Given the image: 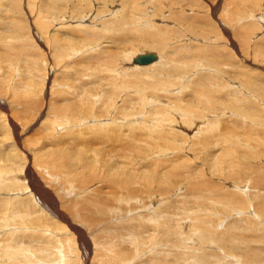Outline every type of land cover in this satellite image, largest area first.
<instances>
[{
  "label": "bare ground",
  "instance_id": "obj_1",
  "mask_svg": "<svg viewBox=\"0 0 264 264\" xmlns=\"http://www.w3.org/2000/svg\"><path fill=\"white\" fill-rule=\"evenodd\" d=\"M98 4L102 5L99 6ZM93 5H97L96 11L94 9L95 6ZM4 6L6 9L2 8ZM92 8L94 11H92ZM83 9L86 12H83ZM86 9L91 11H87ZM0 10H5V16L8 15L7 17H9L8 20L6 18V21H10L11 25L12 23L14 24L13 31L15 32L8 34L6 31L7 34H5V31L1 30L0 41H7V43L10 44L9 46L25 51L24 53L27 54L26 56H29L30 52L24 49L27 47V45L23 44L25 39L28 40L29 37L21 35L20 32L21 30L24 31V28H30V30H25V32L29 31L33 34H36L34 35L36 38L35 41L37 48H43L45 51L50 50L52 54H54L57 64L53 66L54 63L51 60L49 62L45 56L40 57V59L37 57H30L33 61L36 62L38 60L42 64V68L40 69L41 71L37 73L38 83L34 89H32L33 87H31L32 85L30 83L27 84L24 81L18 80L19 74L22 73H19L21 67L18 68V64L17 66H14L15 64H12L13 60L9 62L7 60L8 57L6 58L4 64L11 65L15 71L8 70L10 74L8 73V77H5L3 81L8 83V89L11 91L13 97L15 96L18 98L19 95L22 96L23 94L25 99V96H27V98L23 100L25 101L24 103H22V100L20 101V98L23 99V96L18 100L14 99L13 105L12 103L7 104L5 100L0 97V127L3 129L2 134H5L7 138H13L12 133L15 134L18 131L17 121L19 120L15 119L12 113V110H14L12 108L18 104L19 106L17 107L21 108L22 110H27L25 113H28L32 109L33 113H31L32 115L30 116L32 119L35 116V119H33V125L40 123L43 126H48L52 136H57V132L61 134L70 132L73 130V127L78 126L79 124H84L87 121V117H93L95 120V122H92L93 129L96 127V129L98 128L99 130H97L95 133L96 138L104 136L106 129L107 132L109 131L108 136H110V134L115 130L123 131V123L120 124L118 122H113L117 120L113 117L110 119L111 122H103L102 120H105L102 118L104 115L102 117L100 116L96 118V112L98 109H101L103 112H106L107 115H111V111L115 108L116 103L118 101H122V104L124 105L122 106L124 108L120 107V110L122 111L123 109L124 111V109H126V115L134 110L137 111L136 113L140 111L142 112L144 110L145 112L151 111L154 113V115L151 116L152 119H150L149 122H145L146 120L143 121L141 119L138 120V118L136 119L133 117L136 122L134 123L131 121L129 123L130 127H127V129L131 128L128 129L132 134L131 137L134 139L145 140L146 138L149 139L152 137L154 140L163 139L164 141L171 135L173 137V143L180 145L175 149H179V151H188V149L194 151L195 148H204L205 144L201 143L197 147L185 148L187 144L183 140L179 139L181 136L179 132L174 130V128L169 129L172 128L168 126L170 122L167 124V122H164L163 120H169L171 115L176 114L179 116V126L184 127L187 130L186 133H191L190 135H192L194 138L195 136L201 137L202 135L203 140H207V138L210 140L217 134L216 128L218 127H214L215 125L213 122H211V119H208L206 122L203 121L204 124L202 125L194 123V126L192 125V127L189 126L191 124H187V122H190L191 120L193 121L195 114L197 115L198 113H203L205 115V113L214 112L212 110L213 107L218 108L219 106L227 104L231 105L230 107L237 108L234 112H238L237 116H239L237 118L233 117L234 119L232 122L226 126V130L228 132L227 136L229 135L227 150L232 148L233 143H242L244 141V139H242L244 135H240L239 131H242L249 136H251L250 133L254 134L252 139L250 138L251 141L248 142V146L245 145L246 143L244 144V148H256L259 151L260 148L262 149V142L259 140V137L260 134L264 133V121L261 120L260 116L264 113V108L262 109L250 101L248 94H244L245 92L242 89L246 84L252 86V88L255 89L261 87V84H258L257 82L258 79L256 81L257 76L255 75L254 77L243 65V63H250V61H247L248 57L245 58L246 55L249 56L250 49L256 50L254 53L255 55L253 54L254 56H257L258 54L261 55L263 53L264 57V47L261 49L260 45L257 43L253 44L252 47L250 46L251 43L262 38V41H264V0H73L72 2H70V0H0ZM224 18L230 23L231 28H228L227 24L223 25L225 23ZM1 19L2 18H0V24L3 23V21L1 22ZM195 24H200L199 26L204 24L206 26L202 27L206 28L204 30L203 28L198 30L196 28L197 25L195 26ZM33 27L35 28V31ZM78 32L81 34L75 35ZM201 32L203 33L201 34ZM203 35L211 41H216L219 39H224L226 41V38L229 39L230 42L227 43H232V45L235 46L234 52L236 49V53L232 55V49V52L227 51L228 45H226L224 42V44H221V46L219 43L217 45L216 42L210 44L209 42L211 41L205 37H202ZM76 36L79 37L77 40H74ZM87 36H90L91 38L88 39ZM105 37L106 41L107 38L113 39V41L115 40L114 42H117L118 45H115L112 43V41L110 44H104L105 42L103 39ZM235 37L239 38L240 42L237 41L238 44L234 42ZM192 38L197 40L199 38L201 39L197 41ZM92 40L94 41L93 44ZM250 40H252V42ZM172 41L175 42V44L170 45ZM104 45H107L106 48L110 50V54L104 49ZM142 46H148L153 49L155 48L154 50L156 51H144V47L141 49ZM17 49L15 51H17ZM102 49L104 50L103 54L105 52L104 55L109 56L113 61H109L110 64L105 65L103 70L100 69L95 71L94 69V71H91L93 73V76H90L92 78L91 80L84 79L83 76L87 72H82L81 74L79 70L80 67L77 66L79 71H73V66H75V62L77 61V59L74 57L79 58L80 56H84L87 59V57L90 58V56H95L97 54V58L101 60L100 58H102ZM218 49L230 52L226 55H229V57L231 56V60L236 59L240 62V66L243 67V70H233L237 73L239 71L243 73L241 77L244 79V81L242 80L241 82L235 84V86H233L231 89H229L230 87H227V89L224 90L226 86H230L231 84H228V78H225L226 81H224V77L228 76V74L224 69H222V67H217L218 69L215 72H212L211 75H207L206 73L196 75V72V77L194 76V79H192L189 84L193 85V88L195 87L193 90V96L197 102H186V104L184 102L182 104L180 103L182 101H180L179 106L181 105V107L185 108L186 110L177 109L175 106L171 107V104L166 102L169 98H164L167 96V94L162 95L165 93L163 92L165 88L167 87L168 90H171L167 92L171 94V96L173 94L175 95V92L178 91L175 88L180 86L178 85L180 82H185V79L187 78L184 73L188 72L189 69L192 71L193 69L195 70L202 66L206 67L208 63L206 62L207 64H204V62L200 61L201 56L204 57L203 54H206V51H212L211 57L217 58L220 55L219 53L217 56V51H219ZM143 54H152L154 58L146 63H137L134 61L138 55ZM115 56L125 57L127 61L123 62L121 58L115 60ZM233 56L236 58H233ZM62 61L65 62L64 65H61ZM215 62L216 61L214 59L212 63ZM99 63H101V61ZM235 64H232L231 66L234 67ZM0 65L2 66V64ZM59 67L61 68L60 71H58ZM258 67L257 69L260 68ZM148 69H151V71H148ZM37 70L39 69L37 68ZM3 73L5 74V72ZM3 73L0 74V76L3 75ZM212 78L218 80L217 83L220 85L214 86L215 88L210 86L209 80ZM78 80L80 82L79 85L74 84V82H78ZM95 81L97 83H95ZM45 83L47 84L46 98L48 97L45 104L40 98H32V96L27 95H32L34 92H36L37 95H40V93L43 91ZM189 84L187 85L189 86ZM57 87L59 89L58 91H56ZM159 88L164 90L162 91ZM173 89L176 91H172ZM214 89L217 91L223 89L224 95H227L228 99L225 100L221 95L215 96L216 90ZM123 92L125 93L123 94ZM2 93L5 92L2 91ZM53 93L54 95L57 93L60 94L52 97ZM60 96H64V100H70L69 98L71 97L72 101L68 105L56 106V101H58L57 99ZM163 98L166 101L163 100ZM250 111L254 113L251 116L249 114ZM141 112L137 115L142 116ZM94 113L96 115H94ZM119 114L117 116H119ZM156 115H158V119H162L163 123L162 121H157ZM242 115L244 116L242 117ZM246 118L254 123L258 121V125L261 126H257V124L254 125V123L245 124ZM22 119H25V114H23ZM78 120H81V122L78 123ZM198 121L200 120L198 119ZM153 122L155 124H153ZM33 125L22 127V129L29 130L31 127H33ZM201 127L203 130L202 132L200 130ZM136 128L139 130H135ZM87 129L89 130V128ZM140 130L142 131L140 132ZM75 134L77 135V132ZM178 135L179 137H177ZM18 137L19 135L17 138ZM18 140L19 139H17V141ZM75 141H72V143ZM14 142L16 141H12L11 145H16ZM251 142L254 143V147L250 146ZM147 144L148 143L145 145ZM222 144H224V142ZM12 149H15V152L17 151L18 153H22L25 158L27 155H29V152L30 154L32 153L31 150L26 148ZM134 149H136V147ZM169 149L171 148H164L163 151L167 152ZM227 153H224L221 157L215 159H217V161L219 159L224 160ZM261 153H263V151ZM230 157L233 158L232 156ZM99 159L102 160L101 158ZM112 163L113 166L114 162ZM114 167L115 166H113V168ZM142 167L143 165H141L140 169H142ZM218 167L219 166H216V168ZM10 169L11 168H6L4 165L0 166V190L3 189L4 191V194L0 195V264H62V262L64 264H69L68 262L71 264H129L130 258L136 256L137 253V255L141 253V255H145V260L139 264H246L245 261L249 260L248 256L252 257V255H263L261 254L263 251L262 248L258 249L253 246L250 247L247 245L248 243L246 245L244 244L248 241L247 239H250L247 238L248 233L246 236L245 231H253L257 233V231L261 229L262 232H264V224L262 223V226H260L255 223L258 222V219L256 220L255 218L259 217V215L264 217V206H262V214H258L255 208L252 209V207H250L252 210L248 208L250 209L249 211L253 213V217L255 218L250 217L248 215V211V216L243 217L241 220H239V222L235 220L229 221V224L226 223L225 226L223 225L224 227H221V230H217L215 226L220 225L224 219H228V213L233 210H230L231 205H228L230 201L224 202L225 204H221L220 200L218 201L220 204L217 201V204H215V201L214 203H211L210 201L215 200L213 197L214 193L212 194L213 196H211L209 193H203L204 199L210 197V208L213 210L209 209L207 206L204 208L202 207L201 209H195L194 205L185 207V205H188L185 203L181 205L185 208H183L181 211L177 210L178 213L173 212V210L171 211V209L166 210L164 205L161 207L160 203L168 202L163 201L167 196L162 195V199L159 201V203L158 201H153L155 198L152 196L153 199H149L147 202L148 204H144L143 201H145L147 198H150L151 196L150 195L148 197L147 195L149 194V191L155 190L154 186L158 185L160 187H165L166 184L165 180L162 178L153 179L151 172H149L147 174L140 173L145 177H143V181L140 180L143 182V185L140 183H135V180L137 179H134V182H132L129 181V178L127 181L128 178L126 179L125 176L124 178L119 179L118 177L116 180H114V183L120 182L124 185H139V188L137 187V190L135 191V186H132L133 192L131 193V196L133 197L131 198L134 199V202L139 201L141 203L142 209L140 211L137 210L134 214L133 212L130 214L131 212L129 210L128 212L130 213H127L126 210L123 211L126 213H123L121 211L122 209L117 211L114 204L113 206L109 207H107L105 204H100L99 199L103 202H106L107 200H104L105 198L102 199V197L99 196L101 194H95L88 200H94L96 203L95 210L100 213L101 217L88 218L82 215V218H79L80 213H77V210H75L76 207L72 206L67 210L63 208L64 206L62 203L59 205L60 199L57 198L52 193V191L47 189V187L41 184L39 181L40 179L37 177V175H34L28 164L27 168L22 170L21 177H16V174L9 171ZM95 169L100 171V168L97 165L93 167V170ZM65 172L67 171L65 170ZM134 173L137 174L136 172ZM130 174L132 173L130 172L129 175ZM116 176L117 175L115 174V177ZM5 177H13V180L10 181L12 182V185L8 184V181L6 180L7 178L5 179ZM25 177L29 178L27 181L28 183L22 180V178L24 179ZM57 177L58 175H55L54 179H57ZM97 177L101 176L97 174ZM228 178L226 177L223 179L224 181H221L225 183L227 182L231 188H237L236 192L231 190V193H236L239 196L238 197L235 194L234 199L236 200L238 198L239 200V202H235V204L243 203L241 202L242 200L246 202V198L250 199L262 192L261 190L254 191L249 195L245 193L246 195H244L240 201L239 198L243 196L244 192L246 191L245 187L246 189L249 187L247 188V186H244L245 181L243 180H241V182H230V180H227ZM183 180L184 179L182 178V181ZM204 182L207 183L208 181L205 180ZM85 185L87 184H84V186ZM145 185H147L145 187L146 190L144 191V194L147 193L146 198H144L142 195V186ZM8 186H10V188ZM87 186L84 188H87ZM241 190L245 191L242 192ZM121 192H124L123 189ZM156 192H159V190ZM156 192H154V195ZM162 192L165 193L164 195H166L165 191L162 190ZM162 192L160 191L161 194ZM169 193L171 195V192ZM129 195L127 196L129 197ZM260 195L261 194H259V196ZM170 197H172V195ZM85 200L86 199L81 201V207L83 206ZM109 202H111V200H109L107 204H110ZM203 203H205V201ZM232 203L234 206V202ZM134 204L137 205V203ZM168 205L172 206L171 204ZM130 207L134 206L131 205ZM113 208H115V210H113ZM239 208H241V206ZM148 209L150 210L149 212L147 211ZM216 209H220V212H215ZM73 210H75L76 213H73ZM214 212L215 214L218 213L219 215H213L212 213ZM244 212L245 213L243 214L246 215V211ZM120 214H123L122 216H124V218H122ZM235 217L233 216V218ZM190 219H193V221H190ZM250 235L251 234H249V237H251ZM254 235L256 238L253 236L252 238L255 240L258 238L259 240L260 238L264 239L263 233H257ZM241 250L243 254L239 253ZM166 251L175 254V256L170 259V253H166ZM80 252L82 255V260L81 255L79 254ZM244 253L246 254V257L244 256ZM254 256L252 258H254ZM248 263L254 264V261H247V264Z\"/></svg>",
  "mask_w": 264,
  "mask_h": 264
},
{
  "label": "rangeland",
  "instance_id": "obj_2",
  "mask_svg": "<svg viewBox=\"0 0 264 264\" xmlns=\"http://www.w3.org/2000/svg\"><path fill=\"white\" fill-rule=\"evenodd\" d=\"M72 1L73 0H70V2H72ZM39 3H41V2H39ZM98 5L101 6L102 4H98ZM93 6H95L94 9L96 11L97 5H93ZM2 8L6 9L5 6L2 7ZM94 9L92 8V11H94ZM86 10L87 11H91L89 9H86ZM0 11H2V12H0V16H1L0 18H2V19L4 18L3 20L1 19V22L3 21V23L0 24V26H2V27H0V31L1 30L5 31V34H7V33L8 34L15 33L13 31L14 24L12 23V25H13L12 26L10 21H8V22L6 21V18L8 20L9 17H7L8 15L5 16L6 15L5 14V10H0ZM83 12H86V11L83 9ZM224 20H225V23L223 25L227 24V27L231 28L230 23L225 18H224ZM9 24H10V26H9ZM199 25L200 24H195V26H196V28L198 30L202 29L204 26H206L204 24H201L203 27L199 26ZM205 28H203V30ZM33 29L35 31L34 27H33ZM25 30H30V28L29 29L24 28V31L21 30L20 33H21V35L29 37L28 40L25 39V41L23 42V44L27 45V47L24 48V49L27 50L28 52H30L29 56H26L27 54L24 53L25 51L19 50L17 48H16L17 51H15L16 50L15 47L9 46L10 44H8L7 41H5V40H1L0 41V49H2V50H0V56H1L0 57V64H2V66H3L2 67L0 65V74L5 72V74L3 73V75L0 76L1 77L0 78V92H1L0 93V97L2 99H4L7 104L12 103V105H13L14 99L18 100L22 96H23V99L20 98V101L22 100V103H24L25 101H23V100H25L27 98V96H25V99H24V95L23 94H22V96H20V95L18 96L17 95L18 98L15 97V96L13 97V95L11 94V91L8 89V83L3 81L4 78L8 77V75L10 74V72L8 70L15 71L14 68L11 65L4 64L5 63L4 61L6 60L7 57H8L7 60L9 62H11V60H13L12 64L13 65L15 64L14 66H17V64H18L17 67L18 68L21 67L19 73L20 72H22V73H20L19 76L17 75L19 77V79H18V77H17V79L19 81H24L27 84L30 83L32 85L31 87H33L32 89H34V87L38 83L37 73L41 71L40 69L42 68V64L38 60L36 62L33 61L30 57H34V58L37 57L38 59H40V57L45 56L48 59L49 62L51 60L54 63L53 66L57 65L55 57H54V54H52V52L50 50L45 51L43 48H37L36 41H35L36 40V38H35L36 34L34 33L35 34L34 35L32 32H29V31L25 32ZM6 31H7V33H6ZM73 33H75V32H73ZM202 33L203 32H201V34ZM77 34H81V33L78 32L75 35H77ZM78 37L76 36L74 40H77ZM202 37H205V36L203 35ZM87 38L90 39L91 37L87 36ZM205 38H207V37H205ZM236 38H238V37H235V39ZM192 39H195V38H192ZM200 39L201 38H199L198 40L197 39H195V40L199 41ZM235 39H234V42H236V43H237V41L240 42L239 38L236 39V40ZM262 39L258 40L260 42L256 41V42L251 43L250 46L252 47L253 44L257 43L258 45H260V48L263 49L264 41H262ZM103 40L105 42L104 44H110L111 41H112V43H114L115 45H118L117 42H114L115 40L113 41V39H108L107 38V41H106V37H105ZM208 40L211 41L210 39H208ZM250 41L252 42V40H250ZM201 42H206V41H201ZM214 42H216L217 45L219 43L220 46H221V44L225 43L226 45H228L227 47L230 49L229 50L227 48V51L232 52V50H233L232 55L234 53H236V49H235V52H234V47L235 46L232 45V43H227V42H230L229 39L226 38V41L224 39H219V40H216V41L213 40V41H211L209 43L212 44ZM220 42H222V43H220ZM93 43H94V41L92 40V44ZM172 44H175V42L172 41L170 43V45H172ZM104 46H105L104 49L109 52L110 50L106 48L107 45H104ZM108 47H110V46H108ZM143 47L144 46H142L141 49ZM147 47L148 46H145L143 48V49H145L144 51H150V50L156 51V50H154L155 48L153 49L151 47H148L149 48L148 49ZM212 47H213V45H212ZM218 50L219 51H217V56L219 55V53H220V55L217 58L211 57L212 51H206V54H203L204 57L201 56L200 61L204 62V64L208 63L206 67L202 66V67L197 68L195 70L193 69L194 71L193 70L191 71L189 69L188 72L184 73V75L187 76V78L185 79V82L184 81H183V83L180 82V84H178L180 86L175 88L178 91H176L175 89L172 90L174 92L176 91L175 95L173 94L171 96V94L167 93V92L171 91V90H168L167 87L165 88L166 91L164 89L159 88L160 90H162V91L164 90L163 92H165V93L162 92L163 93L162 95H166L167 94V96L164 97V98L165 99L169 98V99H167L168 101H166L164 98H163V100H165L167 103H170L171 107L175 106V108H177V109L186 110L185 108H182L181 105L179 106V104L180 103L183 104L184 102H185V104H186V102H197V100L194 99V96H193V93H194L193 90H194L195 87L193 88L192 87L193 85L189 84L191 82V80L194 79V76L196 77V75H199V74H205L206 73L207 75L208 74L211 75L212 72H215L218 69L217 67H219V68L222 67V69H224L227 72V74H228V76L224 77V81H226L225 78H228V80H229L228 84H231V85L230 86H226L224 88V90L227 89V87H230L229 89H231L233 86H235V84L241 82L242 80L244 81V79H242V77H241V75H243V73H241L240 71L237 73L236 71L234 72V70H233V69L243 70V67L240 66V62L237 61L236 59L231 60L230 59L231 56L229 57V55H226L227 53H230V52L222 51L221 49H218ZM18 51H19V53H18ZM103 51L104 50L102 49L101 50L102 58H100L101 60H99V58H97V54L95 56L94 55L90 56V58L87 57V59L84 56H80L79 58L78 57L77 58L74 57L75 59H77V61L75 62V66H73L74 67L73 71L75 72V71H79L80 70L81 74H82V72L83 73L87 72L89 74L85 73V75L83 74L84 75L83 77H84V79L91 80L92 78L90 76H93V73L91 71H94V69H95V71L96 70H100V69L103 70V67L105 65H109L110 64L109 61H111V62L113 61V60H111L112 58H110L109 56H105L104 55L105 52L103 54ZM255 51L256 50H254V49H250L249 56L248 55L245 56V58L248 57L247 58L248 60L247 59L246 60L250 61V63L249 62L248 63H243V65L249 70V72L254 77H255V75L257 76L256 77V81L258 79L257 82H258V84H261V87H259L258 89H255V88H252V86H249L248 84H246L245 87L242 90L245 92L244 94H248V98L250 99V101H252L253 103H255L256 105H258L259 107H261L263 109L264 108V79H263L264 78V75H263V73H264V69H263L264 68V57H263V53L261 55L258 54L257 56H254L255 55L254 54ZM263 51H264V49H263ZM2 52L4 53V55H3ZM111 52H113V51H111ZM15 54H17V55H15ZM109 54H110V52H109ZM215 54H216V52H215ZM81 57H82V59H81ZM105 57H107V58H105ZM114 58H115V60L121 58L123 62L127 61L125 59V57H122V56H118V57L115 56ZM233 58H236V57L233 56ZM255 58H257V59H255ZM103 59H104V61H103ZM121 59H120V61H121ZM214 59H215L216 62L212 63L214 61ZM256 60H257V62H256ZM100 61H101V63H99ZM30 62H31V64H30ZM235 63H238V64H235ZM19 64H21V65H19ZM64 64H65V62L62 61L61 65H64ZM209 64H210V66H209ZM232 64H235V66L234 67L231 66ZM73 65H74V63H73ZM260 65H262V66H260ZM77 66L80 67L79 70H78ZM258 66L261 68V70H260V68ZM95 67H97V68H95ZM257 67L259 69H257ZM37 68L39 70H37ZM21 70H25V71H21ZM60 70H61V68L59 67L58 71H60ZM202 70H204V71H202ZM148 71H151V69H148ZM258 72H260V73H258ZM195 73H196V75H195ZM46 81H48V80H46ZM75 81H76V79H75ZM217 82H218V80L212 78L211 80H209V85L213 86V87L217 86V85H220ZM46 83H48V82H46ZM46 83H45V85L43 87V91L40 93V95H37L36 92H34L35 94L33 93L32 95H29V94H27V95L28 96H32V98H35V97L40 98L45 104L46 103V99L48 98V97L46 98V95H47V90H46L47 89V84ZM79 83H80L79 80H78V82H74V84H77V85H79ZM95 83H97V82L95 81ZM222 83H224V82H222ZM187 84H189V86ZM2 86L4 87V90H3ZM5 89L7 90L8 94L6 93ZM56 89H57L56 91L59 90L58 87ZM186 89H187V92H186ZM214 90H216V89H214ZM2 91L5 92V93H2ZM149 91H151V90H149ZM181 91L184 92V93H182ZM131 92H134V91H131ZM124 93L125 92H123V94ZM180 93H182V94H180ZM215 93H216L215 96H220L221 95L225 100L228 99L227 95H224L223 89L222 90H218V91L216 90ZM58 94H60V93H57L56 95H54V93H53L52 97H55ZM120 94H122V93H120ZM177 94H179V95H177ZM4 95H5V97H4ZM120 97H123V96H120ZM63 98H65V97L64 96L58 97L57 100L59 102L56 101V106L68 105L72 101L71 97L69 98L70 100H68V99L64 100ZM20 101H19V103H20ZM126 101H128V100H126ZM165 101H163V102H165ZM180 101H182V102H180ZM118 102L116 103L115 108L113 110L111 109L112 111L110 110L112 116L111 115H107L106 112H103L101 109H98L97 112H96L97 113L96 118H98L100 116L102 117L103 115L104 116L106 115L105 117L104 116L102 117L103 119H105V120H102L103 122H106V121L107 122H111L110 119H112V117L116 118L117 120L115 119L116 121H113V122H118L120 124L123 123L122 124L123 125V131L122 130H117V131L115 130L114 131L115 133L113 132V133L110 134V136H108V134H109L108 132L109 131L107 132V129H106V131L104 130L105 131V135L102 136V137H99V138L95 137V133L98 130V128L96 129V127H95L93 129L92 122H95L93 117L92 118L91 117L90 118L89 117L86 118L87 121L84 123L86 125L79 124L78 126L73 127L72 128L73 130H71L70 132H67V133H64V134H61V133L57 132V134H58L57 136H52L50 134L48 126H43L40 123L39 124L36 123V124L33 125V119H35V116H34L33 119L30 116V115H32L31 113H33L32 109L28 113H25L27 110H22L21 108L17 107V106H19V104L16 105L15 107L12 108V109H14V110H12V113H13L14 118L19 120V121H17L18 122L17 123V127H18L17 133H15V134L12 133V137L13 138H7L5 136V134H2L3 133V129L0 127V134H1L0 135V166L4 165V166H6V168H11L9 171H11L14 174H16V177H18V176L21 177L22 170L24 168H27V164H28L29 168L34 173V175L35 176L37 175V177L40 179L39 181L41 182V184L44 185L45 187H47V189L52 191V193L57 198H59L61 200V201L59 200V205H61V203H62V205L64 206L63 208L67 209V210H68L69 207H72V206L76 207L75 210H77V213H80V217L79 218H82V215H84V217H88V218H91V217L92 218H95V217L99 218V217H101L100 213L97 210H95L96 209V205H95L96 203L94 202V200H88L90 197H93L95 194H101L99 196H101L102 199L105 198L104 200H107L106 202H103V201H101L99 199V203L100 204H105V205H107V207L113 206V204H114V206L116 207L117 211L122 209L121 210L122 212L124 210H126L127 213L131 212L130 214H132V212H133V214L136 213L137 210L140 211L142 209L141 208L142 205H141V203L139 201L138 202H134V199L131 198V197H133V196H131V193L133 192V187L134 186H135L134 187V191H135V190H137V187L139 188V185H138L139 183L141 185H143V182H141V181L144 180L143 179L144 176L142 174H144V173L147 174L149 172H151V174H152L151 176H152L153 179L162 178L163 180H165L166 184H165V187H160L158 185L154 186L155 190L149 191V194H147V193L144 194V191L146 190L145 187L147 185L142 186L143 187V189H142L143 190L142 191L143 192V194H142L143 197L146 198L147 195H148V197L151 195L150 198H147V199H145V201H143L144 204L147 203L149 201V199H153V197L155 198L153 201H155V202L158 201V203H159V201H161V199H162V195L163 196H167V197H165V200H163V201H168V202L160 203L161 207L164 205L166 210L167 209H169V210L171 209V211L173 210V212L178 213V211H181L183 208L189 207V206H193V205H194L195 209L196 208L201 209L202 207L204 208V207L207 206V207H209V209L213 210L212 208H210L211 207L210 204L212 202L214 203V201H215V204H217V202L220 200L221 204H225L224 202L230 201L231 203L229 202L228 205L229 206L231 205V209L230 210H232V209L233 210L228 213L229 214L228 215V219L229 220L228 219H226V220L224 219L220 223V225H218V226L216 225L215 227H216L217 230H221V227L223 225L225 226L226 223L229 224V221L235 220V221L239 222V220H241L243 217L248 216V215L250 217H253V213H251L249 211L251 209L250 207H252V209L255 208V210L258 212V214L259 213L262 214V210H263L262 206H264V154H263L264 153V133L260 134V137H259V140L262 142V146H261L262 149L260 148V151L261 152L263 151V153H261L256 148H250V149L244 148L245 145L248 146V142L251 141L250 138L252 139V136H254V134L250 133L251 136H249V135H246L245 133H243L242 131L240 132L239 130H238L239 134L240 135H244V137L242 138V139H244V141L242 143H233L232 148H229L227 150V148H228L227 146H228V143H229V135L227 136L228 132L226 130V126L229 125V123H231L234 118L239 117V116H237L238 112H234L237 108L230 107L231 105H227V104H225L223 106H219L218 108H214L213 107L212 110L214 112L205 113V115L203 113H198L197 115L195 114L194 120L193 121L191 120L190 122H187V124H191L189 126L192 127V125L194 126V123H198V125H202V124H204V122L208 121V119H211V122H213L214 125H215L214 127H217V126L218 127L216 128L217 129V134L215 136H213L210 140H209V138H207L208 141L207 140H203L202 139L203 138L202 135H201V137L200 136H195V138H194L192 135H190L191 133H186L187 130L184 127H182V126H179V124H178L179 123V116L176 115V114L171 115V118L169 119L170 121L168 119L163 120L164 122H167V124H168V122H170V124H168V126H170L172 128H169V129H173L174 128V130H177L179 132V134L181 135L179 139L183 140L187 144L185 148L197 147L201 143L205 144V147L202 148V149L195 148L194 151H191L189 149H188V151H184V150L183 151H179V149H175V148L176 147L178 148L180 145H177V144L173 143V139H172L173 137L171 135H170V137H168L164 141H163V139L162 140H160V139L154 140V138H152V137H150V138L148 137L150 139V141L147 138L145 140V139H134L133 137H131L132 134L128 130V129H131V128L127 129V127H130L129 123L131 121L135 123L136 120L134 118H136V119L138 118V120L141 119L143 121L146 120L145 122H149V120L152 119L151 116H153L154 113L151 112V111L145 112V110H144L142 112L140 111L142 116H138L137 114H139L140 112L136 113L137 111L134 110V111H132L133 113L129 112V114L126 115V113H127L126 109H124V111H126V112H124L123 109H122V111L120 110V107L124 106L122 104V101H118ZM210 102H212V101H210ZM176 105L179 106V107H177ZM149 106H151V105H149ZM225 109H226V111H225ZM17 110H18V112H17ZM215 111L217 112V114H216ZM222 112H223V114H222ZM263 112H264V110H263ZM116 113H118V114L120 113L119 116H117L118 114H116ZM23 114H25V119L24 120L22 119ZM149 114H151V115H149ZM249 114L251 116L254 113H252L250 111ZM94 115H96V114L94 113ZM222 115H224V116H222ZM206 116H207V118H206ZM209 116H210V118H209ZM243 116L244 115H242V117ZM131 117L132 118L134 117V118L132 119ZM242 117H240V118H242ZM260 118H261L262 121H264V113L260 116ZM118 119H119L120 122L118 121ZM156 119H157V121H162V119H158V115H156ZM198 119L200 121H198ZM216 119H218V120H216ZM163 121H162V123H163ZM245 121H246L245 124L254 123V122H251L250 120H248L247 118L245 119ZM79 122H81V120H78V123ZM154 122H153V124H155ZM175 123H177V124H175ZM256 124H257V126H261V125H258V121H256V123H254V125H256ZM29 125L30 126L33 125V127H31V129H29V130L22 129V127H25V126L28 127ZM111 126H112V124H111ZM173 126H175V127H173ZM87 128H89V130ZM137 129L138 128H136L135 130H137ZM259 129H261V128H259ZM78 130H81V131H78ZM200 130H201V132L203 131L202 127H201ZM261 130H263V129H261ZM141 131L142 130H140V132ZM76 132H77L78 136L75 134ZM88 133H90V134H88ZM18 135H19V137L17 138ZM71 135H72V137H71ZM82 135H84V136H82ZM14 136H15L16 139L14 138ZM73 136L75 137V139H74ZM81 136H82V138H81ZM77 137L80 138V139H78ZM177 137H179V135ZM119 138H120V140H119ZM17 139H19V140L17 141ZM212 139H213V142H212ZM71 140L72 141L76 140V141L73 142L74 143L73 144ZM80 140H81V142H80ZM12 141H16V142H14L16 145H14V146L11 145ZM144 141H146V142H144ZM151 141H152V143H151ZM60 142H62V143H60ZM67 142H68V144H67ZM221 142L222 143L224 142L225 145L222 144ZM90 143H91V145H90ZM146 143H148V144L145 145ZM237 145H238V147H237ZM250 146L254 147V143L251 142ZM133 147L134 148L136 147V149H134ZM12 148H19V149L20 148H26L28 150H31L32 153L30 154V152H29V155H27V157L25 158V156L22 153H18L16 151L17 152V154H16L15 149H12ZM164 148H171V149H169V151H167V152L166 151L164 152L163 151ZM244 149H246V150H244ZM229 150H231V151H229ZM88 151H89V153H88ZM227 151H228V153H227ZM142 152H144V153H142ZM224 153H227L224 160L223 159H219L217 161V159H215V158L221 157ZM168 154H170V155H168ZM230 156H232L233 158H231ZM99 158H101L102 160H100ZM254 158H256V159H254ZM81 160H83V161H81ZM107 162H108V164H107ZM112 162H114V165H113V166H115L114 168L112 166V164H113ZM218 162H219V164H218ZM150 164H152V165H150ZM96 165L99 166L100 171L99 170L97 171L96 169L93 170V167L96 166ZM141 165H143V167H142L143 170L140 169ZM80 166L83 167V168H81ZM216 166H219V167L216 168ZM74 167H76V168H74ZM88 168H89V170H88ZM115 168H118V169H115ZM65 170L67 172H65ZM130 172L132 174L129 175ZM134 172H136L137 174H135ZM140 173H142V174H140ZM97 174L100 175L101 177H97ZM115 174L117 175L116 177H115ZM55 175L56 176L58 175L59 178L57 177V179H54ZM124 176H125L126 179L128 178L127 181L129 180V178H130L129 181H132V182H134V179H137V180H135V183H138L137 186H136V184L124 185V184H121L120 182L114 183L115 182L114 180H116L118 177L120 179V178H124ZM226 177L227 178L229 177L227 180L228 181L230 180V182L231 181L232 182L233 181L241 182V180H243V181L246 182V183L244 182V184H245L244 186H247V188L249 187L248 189H246V187H245V190H246V191L244 190L245 192L241 190L242 192H244V194L242 193L243 196H241L239 198L240 201H241V198H243L244 195H246V194L249 195L252 192L259 191V190H261L262 192L258 193L256 196H253L250 199L246 198V202H244V200H242L241 202H243V203L235 204V202H239V200H238L237 197H236L237 198L236 200L234 199L236 193H234V194L231 193V190L232 191L234 190L236 192L237 188H234V187L231 188V186L228 185L227 182L226 183L222 182V181H224L223 179H225ZM182 178L184 179L183 181H182ZM5 179L8 181V184L12 185V182H10V181L13 180V177H5ZM166 179H167V181H166ZM22 180L24 182L28 183L27 181L29 180V178L25 177L24 179L22 178ZM205 180H207L208 182L205 183L204 182ZM77 181H79V182H77ZM221 183H222V185H221ZM55 184H57V185H55ZM84 184L88 185V186L85 185V186H87V188H84L85 187ZM197 186H199V187H197ZM8 187L10 188V186H8ZM60 187H61V190H60ZM129 187H130V191H129ZM54 188H55V190H54ZM89 188H91V189H89ZM206 188H208V189H206ZM122 189H123L124 192H121ZM158 190H159V192H156ZM162 190L166 192V195H164L165 193H163ZM160 191L162 192V194L160 193ZM3 192H4L3 189H1L0 190V195L4 194ZM154 192H156L155 195H154ZM169 192H171L172 197H170L171 195H170ZM203 193L204 194L209 193L211 196L214 195L213 197H214L215 200L210 201L211 202L210 203L209 202L210 197L204 199V197H203L204 194ZM259 194H261V195L259 196ZM127 195H129V197L131 199ZM179 195H181V196H179ZM227 195H229V196H227ZM236 195L238 196V194H236ZM156 196H158V197H156ZM160 196H161V198H160ZM221 198H223V199H221ZM84 199H86V200L83 203V206L81 207V203H82L81 201L84 200ZM206 199H208V200H206ZM109 200H111V202H109L110 204H107V202ZM200 201H202V202H200ZM204 201H205V203H203ZM220 202H218V203L220 204ZM232 202H234V204H235L234 206H233ZM134 203H137V205L134 204ZM185 203H187L188 205L187 206L185 205V207H182L181 205H183ZM245 203H247L249 205H247ZM168 204H171L172 206H169ZM131 205H133L134 207H130ZM167 205L169 206V208H168ZM228 205H226V206L229 207ZM245 205H247V206H245ZM240 206H241V208H239ZM131 208H133L135 210H133ZM248 208H250V209H248ZM234 209H235V211H234ZM236 209H241V210H236ZM75 210H73V213L75 212ZM113 210H115V208H113ZM128 210L130 212H128ZM147 211L149 212L150 210L148 209ZM218 211L220 212V209H216L215 210V212H218ZM241 211H242V213H241ZM244 211H246V215L243 214V213H245ZM126 212H123V213H126ZM215 212L212 213V214L213 215H219L218 214L219 212L216 213V214H215ZM238 212L241 213V214H239ZM247 212H248V215H247ZM234 214L236 215V217H235ZM122 215L123 214H120V216L122 218H124V216H122ZM241 215H242V217H241ZM233 216L235 218H233ZM230 218H231V220H230ZM253 218H255V217H253ZM255 219L256 220L258 219L257 220L258 222H255L258 225L262 226V223L264 224V220H262V219H264V217H262V215H259V217L255 218ZM77 220H80V219H77ZM191 220L193 221V219H190V221ZM185 229H186V227H185ZM213 229H214V227H213ZM247 233H248V237L247 238H250V239H247L248 241L245 242L244 245H246L248 243L247 245H249L250 247L253 246V247H256L258 249L262 248L263 251L261 252V254L264 255V239L260 238V240H259V238H258V239L255 240V239L252 238V236L254 238H256L254 234L263 233V235H264V232H262V230L260 229V230L257 231V233L253 232V231H245L246 236H247ZM249 234H251L250 235L251 237H249ZM253 240H255V241H253ZM235 248H237V247H235ZM166 253H170V255H169L170 259L175 256V254H172L169 251H166ZM239 253L243 254L242 250ZM79 254L81 255V252ZM137 254H136V256H133L132 258H130V263L129 264H132V263L133 264H139V263H142L143 260H145V258H144L145 255H141L142 254L141 253V254H139L141 256H139ZM263 255H261V256L252 255V257L254 256V258H252L251 256L247 255L248 259H249L247 261H254V264H264V256ZM244 256L246 257L245 253H244ZM81 260H82V255H81ZM242 260H244V259H242ZM247 261H245L246 264H247ZM68 263L71 264L70 262H68ZM62 264H64V263L62 262ZM248 264H251V263H248Z\"/></svg>",
  "mask_w": 264,
  "mask_h": 264
},
{
  "label": "water",
  "instance_id": "obj_3",
  "mask_svg": "<svg viewBox=\"0 0 264 264\" xmlns=\"http://www.w3.org/2000/svg\"><path fill=\"white\" fill-rule=\"evenodd\" d=\"M153 58H154V56L152 54L151 55L143 54V55H138L134 59V61L137 62V63H146V62L151 61Z\"/></svg>",
  "mask_w": 264,
  "mask_h": 264
}]
</instances>
